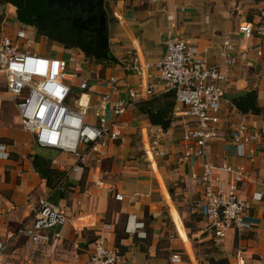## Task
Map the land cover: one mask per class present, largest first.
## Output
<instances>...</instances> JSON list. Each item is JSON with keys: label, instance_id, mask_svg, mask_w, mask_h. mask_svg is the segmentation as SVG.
<instances>
[{"label": "crops", "instance_id": "1", "mask_svg": "<svg viewBox=\"0 0 264 264\" xmlns=\"http://www.w3.org/2000/svg\"><path fill=\"white\" fill-rule=\"evenodd\" d=\"M106 4L109 49L117 61H97L74 48L62 53L77 57V76L71 79L74 94L81 79L89 82L90 114L101 94L98 80L108 76L116 77L120 87L113 99H128L125 89L129 86L137 90L151 87L159 97L167 93L155 69L165 50L166 34L206 49L209 64L221 62L216 51L223 37L229 36L240 52L246 48L247 53L227 69V80L221 83V135L206 145L205 157L182 161V135L195 126L193 119L171 114L170 126L163 129L150 124L138 104L120 115L123 139L110 143L100 161L87 155L81 170L73 172L75 156L46 153L51 166L65 172L55 187H49L33 166L34 156L41 154L32 134L22 127L15 100L0 73V143L9 153L0 158V232L9 240L0 264H86L96 242L118 250L123 257L119 264H264V46L258 54L249 45L260 38L249 41L237 31L239 22L257 21L264 15V0H112ZM16 10L11 2L0 0V36L14 35L21 24L28 27L17 19ZM127 49L136 51L141 63L149 65L142 76L130 69ZM83 65L89 68L85 73L78 71ZM73 71L74 66L70 67ZM251 92L256 93L259 110L242 113L232 100ZM106 117L113 118L110 110ZM93 119L92 114L88 116ZM240 120L259 133L246 147L245 157L236 155L229 135L231 126ZM154 134L162 135L165 155L149 160L144 145ZM205 160L216 167L222 163L243 167L245 176L238 189L249 202L244 213L247 229L229 230L222 238L208 230V220L201 213L202 199L188 183L189 174L199 171ZM216 172L225 181L232 178L220 169ZM93 176L104 185L97 187ZM116 192L123 200L115 199ZM42 196L63 207L67 221L41 231L42 238L34 244L24 235L13 234L21 223H31L36 200ZM165 204L174 222L172 236L165 227L170 216ZM174 252L180 262L170 260Z\"/></svg>", "mask_w": 264, "mask_h": 264}, {"label": "built area", "instance_id": "2", "mask_svg": "<svg viewBox=\"0 0 264 264\" xmlns=\"http://www.w3.org/2000/svg\"><path fill=\"white\" fill-rule=\"evenodd\" d=\"M237 31L249 41L259 37L258 43L250 42L249 49L255 48L258 54L262 53L264 15L257 21L239 22ZM27 35L25 30L18 29L14 35L0 36V73L5 76L6 90L15 100L21 125L32 134L34 143L42 148L75 156L76 162L71 170L78 172L85 156L91 155L94 160L100 161L110 143L123 139L118 124L121 114L158 94L151 87L137 90L129 86L125 89L128 99H113L112 95L120 90L117 78L108 76L99 79L101 94L91 113L94 119L88 120L92 107L89 82L81 79L76 95L71 83L79 68L75 54L66 58L56 54H40L30 48ZM239 50L234 40L224 36L216 51L221 62L209 64L206 49L201 50L188 39L177 40L170 33L166 34L164 53L155 65L158 79L163 85V92L171 91L174 95L172 115L191 118L195 125L182 135V161L205 157L206 145L221 135L219 110L224 97L221 83L227 80V69L236 64L237 58L246 56V48H241V52ZM126 53L130 69L142 76L149 65L141 63L133 49H127ZM71 63L75 69L73 72H70ZM250 63L245 61L247 65ZM108 110L113 115L111 120L106 117ZM229 135L239 157H245L246 147L259 137V133L244 120L233 124ZM161 142L160 134L148 139L144 154L149 160L165 155ZM8 155L6 146L0 143V158ZM217 169L232 174V178L225 181L216 172ZM244 176L242 166L233 167L222 163L216 167L207 160L201 163L199 171L193 170L189 174L188 183L202 199L201 213L208 220V230L214 237L222 238L229 230L241 232L249 227V223L244 220L249 202L240 196L238 189ZM93 183L97 187L104 185L102 179L95 176ZM114 197L123 200V195L118 192ZM66 221L67 214L63 207L42 196L36 200L31 223H21L13 235H24L36 244L42 238L41 231ZM104 227L109 229L110 225L105 224ZM133 230H136L135 227ZM54 235L59 236L57 232ZM8 242L0 232V255L6 250ZM122 258L118 250L96 242L86 264H119ZM170 260L180 262L181 257L174 252Z\"/></svg>", "mask_w": 264, "mask_h": 264}, {"label": "trees", "instance_id": "3", "mask_svg": "<svg viewBox=\"0 0 264 264\" xmlns=\"http://www.w3.org/2000/svg\"><path fill=\"white\" fill-rule=\"evenodd\" d=\"M2 1V0H1ZM11 2L16 6V17L21 23H31L34 17L43 16L48 11L46 0H3ZM255 2L261 0H253ZM101 61V59H97ZM174 101L173 93L167 92L152 98L150 101L140 103L141 110L147 115L150 124L167 129L171 124V111ZM232 102L242 113L257 112L259 107L256 105V93L251 92L248 95L233 99ZM33 166L39 175L46 180L49 187H55L56 184L65 177V172L53 168L50 161L43 155L34 156Z\"/></svg>", "mask_w": 264, "mask_h": 264}, {"label": "water", "instance_id": "4", "mask_svg": "<svg viewBox=\"0 0 264 264\" xmlns=\"http://www.w3.org/2000/svg\"><path fill=\"white\" fill-rule=\"evenodd\" d=\"M107 1L112 0H46L47 5L56 4L65 8L67 11L78 9L84 14V17L75 16L73 17L72 25L78 28H89L91 37L89 41L84 45L83 43H76L79 50L87 56H93L97 59H108L112 62H116L117 59L112 55L109 49V19ZM76 20V22H75ZM242 94H235L230 96V99L237 98ZM39 149V153L46 157V153L55 152L57 150H46L36 145Z\"/></svg>", "mask_w": 264, "mask_h": 264}, {"label": "flooded vegetation", "instance_id": "5", "mask_svg": "<svg viewBox=\"0 0 264 264\" xmlns=\"http://www.w3.org/2000/svg\"><path fill=\"white\" fill-rule=\"evenodd\" d=\"M48 11L43 16L34 17L31 23H27L28 29L35 36L40 38L52 39L57 42L63 50L74 48L79 50L76 43H86L91 37V32L88 29L78 28L72 25L73 17L84 14L78 9L67 11L56 4L47 5ZM76 22V20H75Z\"/></svg>", "mask_w": 264, "mask_h": 264}, {"label": "rangeland", "instance_id": "6", "mask_svg": "<svg viewBox=\"0 0 264 264\" xmlns=\"http://www.w3.org/2000/svg\"><path fill=\"white\" fill-rule=\"evenodd\" d=\"M16 28H18V27H16ZM19 28L25 30L28 33L26 38H28V41L31 43L30 48L33 49L34 51H36L40 54L43 53L44 55H49V56L55 55V53H56V55L61 56L63 58L67 57V54H62L63 48H61V46L57 42L53 41L52 39L40 38L39 36H35L33 34V32H31L28 29L27 26H24L22 24L19 26ZM25 40L26 39L23 40L24 43H26ZM73 66H74L73 63H71L70 67L73 68ZM87 70H89L88 65H83L82 68L78 69L79 72L83 71L84 73ZM76 73H77V71H76ZM89 116H91V115L89 114ZM46 150L48 151L50 149H46ZM56 154H60V153L58 152ZM142 155H143V153H142ZM62 156H64V154L60 155V157H62ZM55 157H56V155H55ZM164 209H166L170 215L169 219L166 223V226H165L167 229L166 231H167L168 235L172 236V235H174V230H173V226H172V225H174V222L172 221V216L169 212V204H165Z\"/></svg>", "mask_w": 264, "mask_h": 264}]
</instances>
